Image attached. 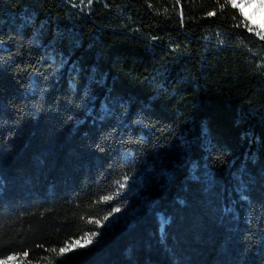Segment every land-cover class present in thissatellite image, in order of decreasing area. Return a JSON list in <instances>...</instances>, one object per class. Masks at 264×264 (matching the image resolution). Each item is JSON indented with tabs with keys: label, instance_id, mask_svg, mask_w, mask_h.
<instances>
[{
	"label": "trees",
	"instance_id": "1",
	"mask_svg": "<svg viewBox=\"0 0 264 264\" xmlns=\"http://www.w3.org/2000/svg\"><path fill=\"white\" fill-rule=\"evenodd\" d=\"M258 31L230 0H0V260L264 264Z\"/></svg>",
	"mask_w": 264,
	"mask_h": 264
},
{
	"label": "snow or ice",
	"instance_id": "2",
	"mask_svg": "<svg viewBox=\"0 0 264 264\" xmlns=\"http://www.w3.org/2000/svg\"><path fill=\"white\" fill-rule=\"evenodd\" d=\"M230 3L232 4L233 7H238L240 9V13L241 15L244 16V20L245 22H250L252 20V17L259 11L264 10V0H243L242 3H237V0H230ZM251 9L253 11L249 12L248 10ZM209 16L214 15L213 12H209L208 13ZM252 28L249 27V31H251ZM257 35H260L261 39H264V31H258ZM121 187H123V184H121ZM105 200L109 199V197H104ZM114 212H118L120 211V209H113ZM111 215V213L109 214ZM104 220H108V216L104 217ZM96 224H100V221H95ZM96 233H92V236H95ZM92 236H85L83 237V243H81L79 240L78 241H74L72 245L68 246V247H62L60 249V253L63 254L66 251L71 250L72 248L76 247L77 245L80 247H84L87 244H90L92 242ZM53 251H55L53 249ZM25 255H27V253H25ZM14 259V257H8V260H12ZM0 264H3V262H0Z\"/></svg>",
	"mask_w": 264,
	"mask_h": 264
},
{
	"label": "rangeland",
	"instance_id": "3",
	"mask_svg": "<svg viewBox=\"0 0 264 264\" xmlns=\"http://www.w3.org/2000/svg\"><path fill=\"white\" fill-rule=\"evenodd\" d=\"M243 0H237V3H242ZM238 8V7H237ZM239 9V8H238ZM240 10V9H239ZM249 12L253 11L251 9L248 10ZM250 23L256 27L259 31H264V10L257 12L253 17ZM139 206V205H138ZM138 206L134 203H128L123 208H119L120 211L118 212H112L111 215L108 216V220H105L104 225H110L120 219L122 220H128L137 212ZM81 243H83V239H78ZM75 240V241H78ZM73 243H70L68 246L72 245ZM88 245V244H87ZM80 246H76L74 248H77ZM73 249V248H72ZM13 257V256H11ZM0 262H3V264H15L16 263V257L12 260H8V258H5L3 260H0Z\"/></svg>",
	"mask_w": 264,
	"mask_h": 264
}]
</instances>
